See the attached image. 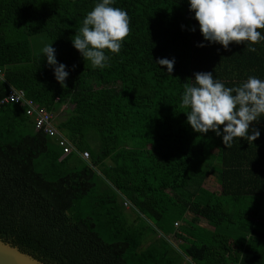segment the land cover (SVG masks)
Listing matches in <instances>:
<instances>
[{
  "label": "trees",
  "instance_id": "16d2710c",
  "mask_svg": "<svg viewBox=\"0 0 264 264\" xmlns=\"http://www.w3.org/2000/svg\"><path fill=\"white\" fill-rule=\"evenodd\" d=\"M96 2L0 0V102L11 86L54 114L71 105L56 124L76 150L60 159L26 108L0 106V240L43 264H264V119L257 140L226 147L181 106L197 72L226 87L264 79V42L209 44L188 0H115L130 32L97 69L71 41ZM36 36L67 66L64 85ZM160 58H175L171 74Z\"/></svg>",
  "mask_w": 264,
  "mask_h": 264
},
{
  "label": "clouds",
  "instance_id": "9594fccd",
  "mask_svg": "<svg viewBox=\"0 0 264 264\" xmlns=\"http://www.w3.org/2000/svg\"><path fill=\"white\" fill-rule=\"evenodd\" d=\"M114 4L115 0H97L71 38L73 47L97 69L109 66L110 57L105 50L119 54L130 32L127 11ZM188 4L203 40L209 44H219L228 51L232 42L245 43L248 51L255 52L254 45L264 42V31H260L264 30V0H188ZM41 52L56 81L64 85L69 71L57 61L52 43ZM156 64L166 66L171 74L175 58H160ZM190 80L193 83L184 84L181 106L188 109L183 113L195 132L212 131L222 137L226 147H231L236 138L252 143L260 137V130L250 126L264 119V79L249 76L239 86L226 87L212 72H197Z\"/></svg>",
  "mask_w": 264,
  "mask_h": 264
},
{
  "label": "built area",
  "instance_id": "2783aa9c",
  "mask_svg": "<svg viewBox=\"0 0 264 264\" xmlns=\"http://www.w3.org/2000/svg\"><path fill=\"white\" fill-rule=\"evenodd\" d=\"M0 81L5 82V72L2 68H0ZM8 103H16L26 108L27 116H29L34 122L35 131L43 132L48 137L54 139L62 148L63 155L60 159L76 152L72 145H70L66 141L65 137L58 131L56 124L57 114L51 113L45 108H40L33 101L27 99L26 93L23 90L16 89L11 86H9L7 96L0 102V106ZM81 157L84 160H88L90 158L87 151L81 153ZM124 206L129 208L131 205L128 201H125ZM178 225L179 223H176V226Z\"/></svg>",
  "mask_w": 264,
  "mask_h": 264
},
{
  "label": "water",
  "instance_id": "95a60500",
  "mask_svg": "<svg viewBox=\"0 0 264 264\" xmlns=\"http://www.w3.org/2000/svg\"><path fill=\"white\" fill-rule=\"evenodd\" d=\"M0 264H43L0 240Z\"/></svg>",
  "mask_w": 264,
  "mask_h": 264
},
{
  "label": "rangeland",
  "instance_id": "374dc122",
  "mask_svg": "<svg viewBox=\"0 0 264 264\" xmlns=\"http://www.w3.org/2000/svg\"><path fill=\"white\" fill-rule=\"evenodd\" d=\"M31 46H32V50L34 53L41 51L42 48L48 44V41L46 40V38H44L43 36H36V37H32L31 39ZM72 106L71 105H66L63 106L61 108V110L58 112V114L56 115L58 119H65L66 116L69 115V112L71 111ZM215 177L216 175H211L209 176L208 180L206 181L205 187H207L208 189L212 190V191H218L220 190V187L218 186V183L215 181ZM264 218V217H263ZM182 225V223H180V226Z\"/></svg>",
  "mask_w": 264,
  "mask_h": 264
},
{
  "label": "crops",
  "instance_id": "0c3cea01",
  "mask_svg": "<svg viewBox=\"0 0 264 264\" xmlns=\"http://www.w3.org/2000/svg\"><path fill=\"white\" fill-rule=\"evenodd\" d=\"M201 226L203 227V228H206L207 229V223H205L204 221H202V223H201ZM209 229V228H208Z\"/></svg>",
  "mask_w": 264,
  "mask_h": 264
},
{
  "label": "bare ground",
  "instance_id": "6f19581e",
  "mask_svg": "<svg viewBox=\"0 0 264 264\" xmlns=\"http://www.w3.org/2000/svg\"><path fill=\"white\" fill-rule=\"evenodd\" d=\"M63 151V150H62Z\"/></svg>",
  "mask_w": 264,
  "mask_h": 264
}]
</instances>
